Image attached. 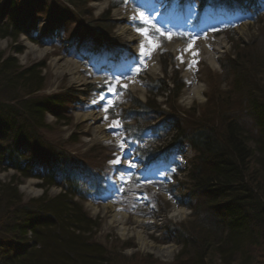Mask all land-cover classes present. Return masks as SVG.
<instances>
[{
	"label": "rangeland",
	"instance_id": "1",
	"mask_svg": "<svg viewBox=\"0 0 264 264\" xmlns=\"http://www.w3.org/2000/svg\"><path fill=\"white\" fill-rule=\"evenodd\" d=\"M59 1L67 8L54 0H23L25 32L16 41L0 38V51L15 56L23 67L43 63L45 84L37 94L62 95L64 120L58 121L46 113L45 122L51 128L41 129L40 134L53 149L73 154L77 159L75 171L78 179L92 190L99 191L98 194L89 193L87 199L82 200L85 210L92 217L101 219L96 239L126 258L138 252L169 263L180 248L174 240L164 242L172 236L171 224L185 222L190 217V209L178 205L177 201L194 204V198L188 196L190 186L186 175L195 151L187 140L174 138L173 129L175 125L184 126L189 120L187 110L193 107L197 110L203 105L210 74L220 72L224 56L234 53V43L248 42L264 29V0H256L251 10L221 4L197 8L194 0H165L171 4L169 17L163 15L156 19L151 16V20L161 31L173 34V38L160 37V47L151 53L150 58H143L145 66L138 75L128 71L138 63L132 51L139 43L147 44V40L137 33L132 21L117 17L137 16L145 10L140 8L141 0H130L112 9H109L110 0H81L85 4L79 8L67 0ZM215 21L218 22L215 28L218 27L219 31L213 39L222 47L212 60V66L203 61L194 67L193 72L186 65L176 66L173 43L182 44L186 49L194 38L185 35L206 22L213 24ZM139 23V20L135 22L136 25ZM96 25H102L103 31H98ZM130 37L133 39L129 42ZM75 65L83 70L77 71ZM125 76L128 79H124ZM186 76L194 81L188 83ZM114 77L120 78V84H127V89L121 90L119 96L108 91V82ZM259 80L264 85V74H259ZM174 81L183 83L176 96L172 95V90L171 94L160 92L163 83L174 89ZM147 83L153 93H149ZM113 87L118 88L119 84L113 82ZM220 88H227V82ZM185 89H189L188 93H184ZM98 94L113 100L108 113L103 111L105 101L99 100ZM94 98L99 102L93 103ZM147 101L153 114L170 117L165 126L152 130L148 126L156 125L158 119L139 123L128 118L135 115L133 103ZM113 120L121 121L122 126L110 127ZM90 125L96 128L89 129ZM123 141L127 143L122 164L113 166L109 161L121 156L118 145ZM19 148L24 155H29L32 142L24 139ZM139 149L151 152L156 158L144 164ZM129 160L137 167H127ZM44 166V158H39L33 172L43 174ZM86 168L94 174L91 175ZM173 168L175 171H170ZM14 173L13 169L0 168V180H8ZM125 173L129 175L121 180ZM19 180L18 188L24 199L38 197L45 191L56 195L63 184L60 173L55 175L57 184L47 189L40 187L39 178ZM130 181L132 184L125 186ZM121 184L125 191L117 192ZM165 187H171L173 194L159 189ZM76 199L80 200L79 197ZM213 264L221 262L215 258Z\"/></svg>",
	"mask_w": 264,
	"mask_h": 264
},
{
	"label": "trees",
	"instance_id": "2",
	"mask_svg": "<svg viewBox=\"0 0 264 264\" xmlns=\"http://www.w3.org/2000/svg\"><path fill=\"white\" fill-rule=\"evenodd\" d=\"M110 1L109 9L125 3ZM194 1L197 8L221 4L246 10L256 2ZM22 2L2 0L0 38L16 41L25 32ZM67 2L76 8L85 4ZM96 28L103 31L102 25ZM44 67L43 63L23 67L15 56L0 51V168L15 171L8 180H0V264H213L215 258L221 264H264V85L259 80L264 74V29L248 42L234 43V53L224 56L220 72L210 74L203 105L187 110L189 120L173 129L174 138L187 140L195 151L186 175L194 204L177 201L190 209V217L171 224L172 236L164 242L174 240L180 248L169 263L138 252L126 258L96 239L101 219L92 217L82 200L99 191L78 179L73 154L53 149L40 134L41 129L51 128L46 113L58 121L65 118L61 94H37L44 88ZM174 82V89L163 83L160 92L172 90L176 96L183 83ZM224 82L227 88L221 89ZM146 87L153 93L148 83ZM133 112L128 118L139 123L158 119L148 126L152 130L165 126L170 118L153 114L148 101L133 103ZM24 139L32 142L29 155L19 148ZM138 153L144 164L156 158L144 149ZM39 158L45 162L41 175L33 172ZM57 173L63 179L59 193L52 196L45 191L23 198L20 178H39L40 187L47 189L57 184ZM159 189L173 194L171 187Z\"/></svg>",
	"mask_w": 264,
	"mask_h": 264
},
{
	"label": "bare ground",
	"instance_id": "3",
	"mask_svg": "<svg viewBox=\"0 0 264 264\" xmlns=\"http://www.w3.org/2000/svg\"><path fill=\"white\" fill-rule=\"evenodd\" d=\"M170 7L171 4L168 1L165 2V0H141L140 1V8L145 9L146 14H150V16H153L156 19H159L163 17V15H166L165 17H169L170 13ZM178 16V15H175ZM183 19L185 20L186 17ZM118 19H127L130 21L129 16H118ZM175 18V17H174ZM215 25H218V22L215 21L212 23H204L199 28H194L192 31H190L185 37L193 36L194 39H192L187 45L186 49L188 51H185L183 49L182 44L173 43V49L176 52V58H175V65H186L191 68V72L194 71V67L198 66L201 62H206L210 66H212V60L217 57V53L220 51V48L222 47L221 44H219L218 41L213 39V36L218 33L219 28H215ZM213 29H216L215 31ZM191 34V35H190ZM133 39V37L128 38V41L130 42ZM180 40H183V38L179 37ZM189 45L191 47L189 48ZM131 52V51H130ZM140 52L139 45L134 47V50L132 53L134 54V57H137V54ZM193 53H196L195 55ZM181 58L183 62H181ZM135 59V58H134ZM143 59V58H141ZM75 68L77 66L75 65ZM143 69V68H142ZM83 68H77V71H82ZM57 71V67H56ZM186 81L188 83H192L194 81L193 78L186 76ZM189 89H185L184 93H188ZM92 119V118H90ZM90 128H96L95 126L90 125ZM112 188V187H111Z\"/></svg>",
	"mask_w": 264,
	"mask_h": 264
},
{
	"label": "snow or ice",
	"instance_id": "4",
	"mask_svg": "<svg viewBox=\"0 0 264 264\" xmlns=\"http://www.w3.org/2000/svg\"><path fill=\"white\" fill-rule=\"evenodd\" d=\"M124 2L128 3L130 2V0H124ZM129 19L130 21L133 22L137 33L143 36L147 40V44L139 43L140 52L137 54V57H136L138 63L135 65H132L128 69L129 72L133 73L134 75H138L140 71L142 70V68L145 66L144 61L141 58H150L151 53L160 47V37H164L166 39L171 40L173 38V34L165 33L161 31V29L158 28L155 25V23L151 20L150 14H146L144 11H141L137 16L130 17ZM137 20H139L140 22L139 25L135 24ZM213 30L215 31L216 29H213ZM190 38H193V37H190ZM190 47L191 45H189V48ZM185 51H187V49H185ZM193 54L195 55L196 53H193ZM181 62H183L182 58H181ZM124 79H128V77L125 76ZM119 81H120L119 77H114L112 82H108V85H109L108 91L111 92L114 96H119L121 90L127 89V84H120ZM113 82H115L116 84H119V87L118 88L113 87ZM98 95H99V100L105 101V104L102 105L103 111L105 113H108L109 108L113 106V100L108 99L107 97L103 95H100V94ZM92 102L98 103L99 101L94 98ZM104 119L107 120L108 116L105 115ZM109 126L113 128H119L120 126H122V124H121V121L119 120H113ZM126 143L127 141H123L118 145V149L121 152V156H117L115 159H112L109 161V163L112 164L113 166L122 164V157H124V148H125ZM127 167L136 168L137 165L134 163V161L129 160L127 162ZM117 171L119 170L117 169ZM170 171L174 172L175 169L174 168L170 169ZM125 175H129V174L127 173L122 174L121 180L124 179ZM147 182L152 183L151 180H147ZM116 190L117 192L125 191L123 184H121V186H119Z\"/></svg>",
	"mask_w": 264,
	"mask_h": 264
}]
</instances>
